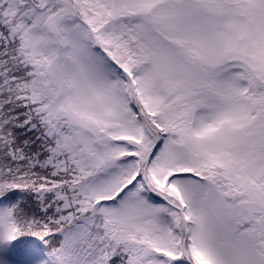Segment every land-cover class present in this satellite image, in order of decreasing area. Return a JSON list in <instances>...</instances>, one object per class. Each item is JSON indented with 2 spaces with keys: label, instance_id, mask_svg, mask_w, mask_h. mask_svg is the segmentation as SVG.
<instances>
[{
  "label": "snow or ice",
  "instance_id": "snow-or-ice-1",
  "mask_svg": "<svg viewBox=\"0 0 264 264\" xmlns=\"http://www.w3.org/2000/svg\"><path fill=\"white\" fill-rule=\"evenodd\" d=\"M0 264H264V0H0Z\"/></svg>",
  "mask_w": 264,
  "mask_h": 264
}]
</instances>
